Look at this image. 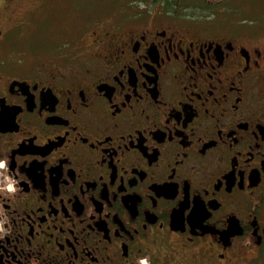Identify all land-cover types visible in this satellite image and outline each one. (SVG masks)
<instances>
[{
	"label": "flooded vegetation",
	"instance_id": "obj_1",
	"mask_svg": "<svg viewBox=\"0 0 264 264\" xmlns=\"http://www.w3.org/2000/svg\"><path fill=\"white\" fill-rule=\"evenodd\" d=\"M125 4L35 65L0 31V264H264V39Z\"/></svg>",
	"mask_w": 264,
	"mask_h": 264
},
{
	"label": "rangeland",
	"instance_id": "obj_2",
	"mask_svg": "<svg viewBox=\"0 0 264 264\" xmlns=\"http://www.w3.org/2000/svg\"><path fill=\"white\" fill-rule=\"evenodd\" d=\"M138 1L18 0L14 12L19 20L13 31H7L6 16L0 17V31L5 33L6 47L11 49L7 57L13 63L24 61L27 66L39 64L51 54L72 50L79 37L114 22L121 14L116 13L121 11V5L126 9L125 3ZM178 3L186 10L178 17L193 18L199 24L210 17L225 29L235 23L241 33H253L264 39V0H179Z\"/></svg>",
	"mask_w": 264,
	"mask_h": 264
},
{
	"label": "trees",
	"instance_id": "obj_3",
	"mask_svg": "<svg viewBox=\"0 0 264 264\" xmlns=\"http://www.w3.org/2000/svg\"><path fill=\"white\" fill-rule=\"evenodd\" d=\"M164 1H166V2H168V6L171 8V10H173L177 15H179V14H181L182 12H186V10L184 9V8H182V6H180L179 5V0H173V1H175V2H170V0H164ZM178 7H179V9H178Z\"/></svg>",
	"mask_w": 264,
	"mask_h": 264
},
{
	"label": "clouds",
	"instance_id": "obj_4",
	"mask_svg": "<svg viewBox=\"0 0 264 264\" xmlns=\"http://www.w3.org/2000/svg\"><path fill=\"white\" fill-rule=\"evenodd\" d=\"M5 166V162L4 161H0V168ZM6 189L8 191H13V187H12V182H9L7 185H5ZM141 264H146V262L142 261Z\"/></svg>",
	"mask_w": 264,
	"mask_h": 264
}]
</instances>
